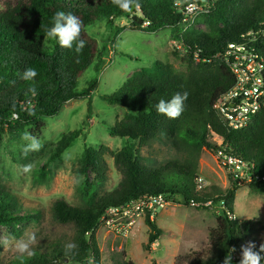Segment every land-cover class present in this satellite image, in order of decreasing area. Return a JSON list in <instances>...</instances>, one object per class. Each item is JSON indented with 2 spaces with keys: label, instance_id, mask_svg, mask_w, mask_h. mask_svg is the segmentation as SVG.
I'll use <instances>...</instances> for the list:
<instances>
[{
  "label": "trees",
  "instance_id": "16d2710c",
  "mask_svg": "<svg viewBox=\"0 0 264 264\" xmlns=\"http://www.w3.org/2000/svg\"><path fill=\"white\" fill-rule=\"evenodd\" d=\"M139 3V10L123 12L111 0H0V133L21 136L27 128H33L38 136L45 128L44 121L60 115L69 102L91 100L98 81L93 80L87 88L78 90L77 80L97 57L104 55L108 46L101 48L89 28L97 22L114 26L115 20L127 17L136 28L130 29L133 31L156 33L170 28L173 39L185 51L187 70L178 73L169 63L157 61L130 76L120 90L102 95L104 100L127 110L125 117L110 127L111 135L137 142L140 148L164 138L180 142L194 149L196 156L203 151L211 152L225 169L222 155L254 162L255 180L250 188L264 196L261 179L264 176V110L240 130L225 125L217 112L218 100L236 82L224 57L228 45L248 44L264 54L260 33L257 36L264 31V0H139ZM189 4L204 7L201 19L206 30L185 27L195 22L186 21L188 18L182 12ZM57 11L70 12L82 21L81 38L85 40L82 52L62 48L45 36V28L51 27ZM249 32L254 34V40L246 37ZM177 52H174L176 56ZM27 68L37 71L34 80L21 79ZM30 88H35V95ZM178 92L188 93L182 114L176 119L159 114L156 111L159 100H170ZM79 134L63 135L50 160H60ZM108 154L122 180L114 190L102 192L109 169ZM80 166L82 206L59 199L53 207L54 217L60 224L74 226L77 248L66 253L65 245L60 244L51 252L16 258L9 264H54L56 260L69 264H103L96 231L110 208H120L146 197L163 196L171 202L173 197L181 196L186 206L195 203L200 209H205L209 201H224L227 211L234 214L240 189L230 175L229 189L211 185L199 188L197 162L152 166L129 147L119 151L104 144L86 148ZM15 203L0 191V227L37 220L34 213L21 214ZM151 215L147 212L145 217L150 230L147 251L162 236ZM263 231L260 221H239L223 209L216 215V226L209 230V251L202 257H194L191 264H223L225 256L232 257V264H240L241 246L251 241L258 251L263 243ZM233 248L235 252H231ZM260 255L264 257V253ZM113 263L133 264L126 261L125 251L115 254ZM0 264L3 263L0 261Z\"/></svg>",
  "mask_w": 264,
  "mask_h": 264
},
{
  "label": "rangeland",
  "instance_id": "374dc122",
  "mask_svg": "<svg viewBox=\"0 0 264 264\" xmlns=\"http://www.w3.org/2000/svg\"><path fill=\"white\" fill-rule=\"evenodd\" d=\"M202 16L203 13L199 14L193 24L185 27L206 30ZM114 22V26L97 22L89 28L101 48L108 46L104 55L97 57L77 80L78 90L87 88L93 80L98 81L92 99L69 102L60 115L46 119L43 132L37 136L43 144L40 151L27 155L22 151L25 142L21 137L26 131L36 135L33 128H27L21 136L0 133V191L17 202L15 206L17 210L21 209V214L29 212L37 216V220L1 226L0 236L20 239L26 232L35 233V254L51 252L55 246L75 242L74 226L60 224L54 217L53 207L59 199L73 206H82L80 188L83 179L79 171L86 148H98L104 144L113 151H119L129 147L138 151L143 161L152 166L197 162V175L203 180V185L207 184L204 186L222 189L231 186L227 170L209 151L196 156L194 149L165 138L140 148L137 142L111 135L110 127L123 119L127 110L119 104L109 103L102 95L120 90L130 76L152 67L157 61L169 63L178 73L187 70L183 59L185 51L173 39L170 28L148 33L130 30L136 29L131 18L123 17ZM117 29L121 30L119 34ZM175 50L179 53L177 56ZM99 64L102 65L99 67ZM70 132L80 133L77 140L60 160L51 161L56 144ZM106 161L109 169L102 192L114 190L122 180L111 155L106 156ZM30 163L34 164L33 169L24 173L23 166ZM147 212L145 209L141 217L134 219L127 236L119 234L107 223L101 224L96 237L103 264H114L113 256L120 251H125L126 261L133 264H191L194 257H202L209 251V230L216 226L215 209L186 206L181 196L173 197L165 207L151 212V219L162 230V236L149 251L145 249L150 233L145 223ZM234 214L239 221L257 220L264 226V196L254 193L250 186H241L236 194ZM262 238L264 243V231ZM31 257H20L10 248L0 245V261L3 264H9L16 258ZM54 264L69 263L56 260Z\"/></svg>",
  "mask_w": 264,
  "mask_h": 264
},
{
  "label": "built area",
  "instance_id": "2783aa9c",
  "mask_svg": "<svg viewBox=\"0 0 264 264\" xmlns=\"http://www.w3.org/2000/svg\"><path fill=\"white\" fill-rule=\"evenodd\" d=\"M182 12L188 18L186 21L194 22L195 18L205 10L198 4H189L182 9ZM259 33L264 43V31L258 32L257 36ZM250 36L255 39L252 32L246 37ZM224 57L236 76V82L218 100L217 112L225 125L233 130H240L248 127L254 117L264 110V54H260L256 48H251L248 44L232 43L228 45ZM222 158L228 174L240 188L243 185L250 186L254 182V162L227 155H222ZM261 179L264 181V176ZM202 182L203 180L199 179V188L206 185ZM168 203L163 196H155L133 201L120 208H110L101 224L107 223L110 228L117 229L119 234L127 236L135 223L134 219L141 217L145 209L152 212L165 207ZM190 206L197 207L195 203ZM205 208L215 209L217 215L224 209L230 217L236 219L235 214L227 211L224 201L220 203L209 201L205 204Z\"/></svg>",
  "mask_w": 264,
  "mask_h": 264
},
{
  "label": "clouds",
  "instance_id": "9594fccd",
  "mask_svg": "<svg viewBox=\"0 0 264 264\" xmlns=\"http://www.w3.org/2000/svg\"><path fill=\"white\" fill-rule=\"evenodd\" d=\"M112 4L118 7L123 12H131L133 9L139 10L141 5L139 0H111ZM83 30L82 21L72 13H65L64 11H57L51 20V27L45 28V36L53 41H56L60 47L66 49H73L76 53L82 52L85 47V40L81 38ZM38 75L34 68H27L21 76L24 80H34ZM29 91L35 95V88H30ZM188 98V93H176L170 100L161 99L156 104V111L168 117L169 119L178 118L183 110L184 103ZM21 139L25 142L22 151L25 155L30 152H38L43 147L41 140L30 132H25ZM34 164H27L23 166V172L29 173L33 169ZM83 179V178H81ZM37 243L36 235L33 232H26L24 237L20 239H14L10 236H0V245L5 249H11L18 256L24 257L33 256V245ZM77 248L74 243H68L65 245L66 253H71ZM236 249H231V252H235ZM241 260L240 264H261L264 257L260 253H264V243L259 246V250H256V244L254 242H247L241 246ZM223 264H232V257L225 256Z\"/></svg>",
  "mask_w": 264,
  "mask_h": 264
},
{
  "label": "water",
  "instance_id": "95a60500",
  "mask_svg": "<svg viewBox=\"0 0 264 264\" xmlns=\"http://www.w3.org/2000/svg\"><path fill=\"white\" fill-rule=\"evenodd\" d=\"M134 19H136V17H134ZM140 24H142V20H140Z\"/></svg>",
  "mask_w": 264,
  "mask_h": 264
},
{
  "label": "crops",
  "instance_id": "0c3cea01",
  "mask_svg": "<svg viewBox=\"0 0 264 264\" xmlns=\"http://www.w3.org/2000/svg\"><path fill=\"white\" fill-rule=\"evenodd\" d=\"M206 184V183H205ZM207 185V184H206Z\"/></svg>",
  "mask_w": 264,
  "mask_h": 264
}]
</instances>
